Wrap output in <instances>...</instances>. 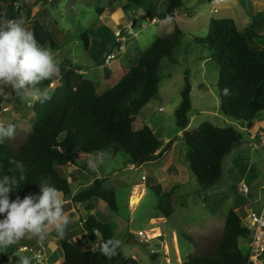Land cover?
Returning <instances> with one entry per match:
<instances>
[{
    "label": "trees",
    "instance_id": "obj_1",
    "mask_svg": "<svg viewBox=\"0 0 264 264\" xmlns=\"http://www.w3.org/2000/svg\"><path fill=\"white\" fill-rule=\"evenodd\" d=\"M161 2L164 3L162 10ZM48 3L49 0H41L40 4ZM182 4V0H125L123 9L132 11L138 7L150 16L151 21L154 18L164 21L169 16L173 19L174 12ZM33 10L25 0H0V18L24 20L31 17L29 30L34 31L36 25H40L42 30L48 32L49 39L54 41V34L40 21L33 19ZM41 12L37 11L36 14ZM263 30L264 14L253 19L243 31L238 29L232 18H211L207 35L194 39L195 44L208 50L217 66L219 108L226 118L252 122L258 114L264 113V46L258 42L264 38ZM183 36L177 26L170 33L156 36L153 43L136 58L135 64L100 95L91 80L78 73L75 66L71 67L68 60H63L57 75L37 85L42 90H49L51 82L60 78L59 86L47 90L50 99L44 103L35 100L32 131L22 138L21 130L17 128L14 139H5L0 143V179L4 176L19 177L20 173L11 161L21 162L27 168L26 179L10 193L11 198L15 199L17 195L23 198L29 193L38 195L45 179H49L63 196H70L72 186L61 168L69 163L75 164L80 154L102 153L111 149L114 153L124 152L130 157V163L138 167L153 162L163 143L147 125L135 129V116L150 99L158 96L162 80L160 66L163 60H171L181 50ZM86 37L82 36V39L87 48ZM45 42L42 39L43 45ZM100 65H104V76L108 78L110 72L105 58ZM188 75L186 70L180 92L181 102L175 111L176 126L182 131L187 148L185 159L188 168L201 189L208 191L222 180L225 158L240 145L242 134L231 125L219 127L211 122L188 129L192 109V88ZM11 95L25 111L29 98L20 99L12 90ZM4 98L1 95L0 102ZM107 180L106 177L95 176L92 184L75 194L71 201L82 204L101 199L112 211H118L115 188L108 186ZM150 188L157 196L158 218L168 219L172 215L170 198L173 188L169 191H163L160 185ZM238 208L228 210L221 234L213 241L207 254L189 255L180 264H246L240 239L250 237L251 231L243 224ZM80 222L95 247L83 251L67 239H60L57 243L64 256L61 264H140L135 258L125 256L121 247L118 255L111 260L101 254L98 241L114 239L109 223L100 221L93 214L81 216ZM23 243L37 248L30 239H25Z\"/></svg>",
    "mask_w": 264,
    "mask_h": 264
},
{
    "label": "rangeland",
    "instance_id": "obj_2",
    "mask_svg": "<svg viewBox=\"0 0 264 264\" xmlns=\"http://www.w3.org/2000/svg\"><path fill=\"white\" fill-rule=\"evenodd\" d=\"M25 1L34 9L33 19L40 21L49 32L54 34V41H51L48 32L42 30L40 25H36L33 33L37 43L42 46V39H45L46 44L43 46L49 47L60 63L63 60H70L77 69L91 68L94 71L92 80L99 82L97 89L99 95L103 93L104 88H111L120 78L122 72H117L115 67H122L125 64H128L127 68L132 67L129 61L134 65L139 54L153 43L156 36L172 32L174 26H177L184 35L181 40V50L176 52L171 60H163L160 66L162 80L159 83L158 96L150 99L135 116V129L147 125L163 143L155 161L143 164L141 168L137 165L132 167L131 159L127 154L122 151L114 153L111 149H107L101 153L103 163L99 164L96 170L87 166L88 155L79 163V175L86 181L102 174L108 179L107 185L115 188L118 214L111 216L118 217L119 224L112 222L113 236L114 239L123 242L121 250L125 256L137 258L140 264H180L177 263L178 258L174 250L177 242L181 262L189 255H205L209 252L213 241L221 234L230 208L242 207L248 203L253 204L252 208L258 210L254 202L257 199L261 201L264 197V149L249 145L248 132L254 130L251 129V123L255 127H264V113L258 114L255 122L235 121L223 116L219 108L217 66L208 50L194 42L195 38H204L207 35L211 18L231 17L237 22L240 31L250 26L253 18L249 17L244 27L238 17V13L246 15L255 10L250 0H236L235 13L228 11V1L182 0V7L175 11L171 23L161 21L152 23L150 16L138 7H134L132 11L124 10L122 4L125 0H49L47 5L40 4L41 0ZM229 2L233 3V0ZM242 3L246 7H242ZM229 6L231 7L232 4ZM104 8H107L106 11L100 14ZM163 8L164 3L161 2L160 9ZM234 8L235 6L231 7ZM213 9H217L216 13ZM111 10L123 16L114 22L110 19ZM37 11L43 12L36 14ZM141 11H143L141 18H133L132 13L138 14ZM117 13L115 18H119ZM31 19L25 17L23 20L22 26L27 30L30 28ZM134 19L137 21L132 27V33L125 32L122 25L129 20L132 24ZM116 23L121 25L117 26ZM118 30L125 38L123 42H120V38L116 35ZM262 33L264 34V30ZM85 35L87 48L82 39ZM262 41L259 39L258 42ZM115 47L119 50L118 52L115 50L117 58L109 64L113 75L105 79L101 76L103 68L100 63ZM186 70L192 88V109L189 114L191 121L188 129H195L204 122H211L219 127L231 125L242 134L240 145L225 158L222 180L215 188L208 191L201 189L196 177L188 168L185 159L187 148L176 126L175 111L181 102L180 92L184 85ZM126 71L125 69L124 73ZM53 83L52 86L55 85ZM9 87L7 86L5 93L0 94L5 97L0 102V124L5 126L14 124L16 129L21 130V136L24 138L32 131L35 123L33 111L35 100L29 98L25 103L24 111L22 106L19 107L13 100ZM75 171L76 168H70L69 165L61 168V172L70 178L73 189L82 191L86 187L80 188L73 182L72 175H75L73 174ZM87 174H91L89 175L91 177H87ZM142 176L146 178L145 181L142 180ZM142 183L146 187L145 195L135 208L131 207L134 205L128 206L138 186L134 187L133 192L127 197L128 187ZM242 184L249 188L247 194L239 192ZM157 185H160L163 191L173 188L170 198L172 215L168 219H158L160 213L156 206L157 196L150 188ZM138 192L136 195L141 197L143 191L140 187ZM63 207L65 211L71 208L70 204ZM240 209H237V212ZM89 210V207H85L84 213L90 212ZM67 216L69 221H72L70 220L72 214ZM243 221L245 222L246 219ZM156 227L161 231V235L152 232L157 229ZM140 230L147 233L149 237L147 240L138 236ZM15 254L19 263L22 257L27 256L25 252L16 251ZM31 255L28 254L32 257Z\"/></svg>",
    "mask_w": 264,
    "mask_h": 264
},
{
    "label": "clouds",
    "instance_id": "obj_3",
    "mask_svg": "<svg viewBox=\"0 0 264 264\" xmlns=\"http://www.w3.org/2000/svg\"><path fill=\"white\" fill-rule=\"evenodd\" d=\"M171 22V16L165 18L164 23ZM23 23L22 18H0V94L5 93L10 85L18 98H32L44 103L50 96L47 90H41L37 85L60 72V61L49 47L37 43L33 31L25 29ZM15 134L14 124H0V143L14 139ZM88 157L87 166L93 170L103 163L101 153H89ZM11 163L15 164L20 175L0 179V217H3L0 219V247L16 244L27 233L44 240L49 226L55 228L59 238H64L69 219L63 207V193L45 179L38 195L29 193L23 198L17 195L12 199L10 193L26 179L27 168L18 161ZM122 243L113 238L98 241L100 252L107 260L118 255ZM31 260L32 257L24 256L20 264H31Z\"/></svg>",
    "mask_w": 264,
    "mask_h": 264
},
{
    "label": "crops",
    "instance_id": "obj_4",
    "mask_svg": "<svg viewBox=\"0 0 264 264\" xmlns=\"http://www.w3.org/2000/svg\"><path fill=\"white\" fill-rule=\"evenodd\" d=\"M222 1L223 2H227L228 1L227 2V5H228L227 8H228V11L230 13H233V12L235 13V11H237V7H236L237 4H235L236 0H233V3L229 2V1H232V0H222ZM250 1L252 2L251 5H253V8L255 10L252 13L251 12L249 14L246 13V15L245 14L242 15L241 13H238L239 20L242 23L241 25H244V27H246L245 25L248 23L247 20H248L249 17L255 19V18H258L260 16V14L264 13V0H250ZM229 4H232L231 7L233 8V6H235V8L231 9ZM123 5L124 4H122V7H123ZM241 5H242V7H246V5L244 3H242ZM106 9L104 8L100 14H103L106 11ZM214 10L217 11V9H213V12H215ZM33 13H34V10H33ZM116 13L114 12V10H111V13H110L111 14L110 19H112L114 22L117 21L118 19H120L123 16L122 14H118L117 13L119 18H115L114 16L116 15ZM132 15H133V18H138L139 19L143 15V11H141V13H138V14L132 13ZM174 15H175V12H174ZM226 18H231V17H226ZM155 19H156V21L152 22V23H157L158 21H160L157 18H155ZM173 19H174V17H173ZM136 21H137V19H136ZM164 21H161V22H164ZM116 25L120 26L121 24L120 23H116ZM236 25H238L237 22H236ZM122 26H123L125 32L132 33V29H131V31L128 29L131 26V21L130 20L126 24H123ZM117 33H119V30L116 32V35H117ZM262 35L264 36V34H262ZM262 40L263 41L260 44L262 46H264V38ZM55 44L58 46V44L56 42H55ZM56 45H55V47H57ZM115 58H117V56H115L113 59L109 60V62L105 63L106 67L108 68V70L110 72V76L108 78H106L104 76V71H103L102 74H101V76H103V78L109 79L113 75V70L110 69L109 64H111V61L114 60ZM69 62H70V66L71 67L75 66L77 68V66L74 65L72 63V61L69 60ZM129 64L131 66H133V63L131 64L130 61H129ZM127 65L128 64H125L122 67H119V66L115 67V70L117 72H122V74L120 73L121 74L120 78L124 74L125 69L126 70L129 69V68H127ZM100 66H101V68H104V65H100ZM77 71L80 74H82L85 78L91 80L96 85V92H97L99 82H94V80H92V78H91L94 75V74H92V72H94V71L91 68L86 69V70H83L81 68V69H77ZM59 79L53 80L51 82V84L54 82L53 84H55V85H53V86L51 85L50 87L51 88H55L54 86H56V87L59 86L60 85ZM102 87L104 88V85ZM108 89H110V88H104L103 93L105 91H107ZM253 122H255V120ZM251 124H252L251 125V129H254L253 131H256L259 127H261V126L255 127L253 125V123H251ZM253 131L249 130V132H253ZM179 132L182 134V131H179ZM161 150H162V147H161V149L159 151H161ZM87 155L88 154H80L79 158L77 159L75 164H72V163L68 164L70 166V168H73V167L76 168L75 173H73L75 175H72V178H73V182L77 183L78 187H80V188L81 187H88L89 185L92 184L93 179H94V177H92L90 181H86L83 177H81L79 175L80 171H79L78 168H80V166H79V163H81L80 160L83 159V158H86ZM131 166L134 167L133 165H131ZM64 167H66V166H64ZM139 168H141V167H139ZM69 170H71V169H68V171ZM87 175H88L87 177H89V178L91 177V176H89L91 174H87ZM96 177L103 178L102 174H98ZM68 180H70V178H68ZM138 185H140V184H138ZM141 185H143V184H141ZM135 186L136 185L134 184V185H132V187H128L127 197H128L129 193H132L133 188ZM78 192H80V190H78V191L76 190L75 191L73 189V187H72V194L70 196H67V197L62 196V199L64 201L63 206L66 205V204H70V207H71V208H69L68 210L65 211L66 215H69V214L71 215L72 214V217H70V220H72V221H69V223L67 224V226L65 228V236L62 239H67L70 243H72L73 245L79 247L81 250L87 251V250L93 249L95 247V244L91 241L89 235L83 230L82 224L80 222V217L81 216L85 217L86 215L93 214L100 221L109 223L110 226H111V229H112V233H114V230L112 228V222H114L116 224H119V221H118V217H112L111 214L113 216H115V215L117 216L118 211H116V212L112 211L108 207L106 202L101 200V199H93V200H91L89 202L82 203V204H77L75 202L73 203L71 201V198L75 194H77ZM254 206L257 207L258 210L253 209L252 208L253 204L249 205L248 203L245 206H242V207L238 208V209L241 208L239 210V214L241 215L243 220L246 219V221H247V215L249 214L250 211H259V210H261V208H262L261 201L259 199H257V201L254 202ZM85 207H89V209H90L89 211L90 212L84 213V208ZM158 219H160V218H158ZM243 220H242V222H244ZM246 221L244 222L245 225H247V223H248ZM156 228L159 229L158 227H156ZM44 235H45V239L44 240H40L39 237L34 236V235L30 234V233H27L16 244L10 245V246H7V247H0V256L2 257L1 260H0V264H20L18 262V258L15 256L16 255L15 254L16 251L25 252L27 256H28V254L29 255L32 254L31 255L32 256L31 264H61L64 261V256H63V253L61 251V248H60L59 244L57 243V241L60 240L61 238H59L57 236L56 230H55V228L53 226H49L48 230L45 232ZM160 235H161V231H160ZM25 239L32 240L33 243H35V245L37 246V248L31 247L27 243H23V241ZM247 242H248V240L245 239V238L240 239V247L242 248V245H244V247L242 248L243 253H245ZM174 246H175L174 250L176 252L175 255L178 258L177 259L178 260L177 263H181V261L179 259L180 257H179V251H178V242H177V246H176V244ZM23 247L31 249V251L30 250H28V251L27 250H23ZM37 254H40L41 258H37ZM135 259L138 260L137 258H135Z\"/></svg>",
    "mask_w": 264,
    "mask_h": 264
},
{
    "label": "built area",
    "instance_id": "obj_5",
    "mask_svg": "<svg viewBox=\"0 0 264 264\" xmlns=\"http://www.w3.org/2000/svg\"><path fill=\"white\" fill-rule=\"evenodd\" d=\"M216 12V10H214ZM156 19L154 18L151 22H155ZM117 36L120 38V42L125 40L124 36L121 33H117ZM118 52V47H115L109 54L105 57V62H109V60L113 59L116 56V52ZM52 85V84H51ZM11 88V86H10ZM12 90V88H11ZM13 91V90H12ZM254 132V133H253ZM250 132L249 134V145L253 148L262 147L264 149V127H259L256 131ZM142 180L145 181L146 178L142 176ZM136 185L140 187V190L143 191V195L140 197L139 201L136 205L131 206L130 201L128 202V206L135 208L142 197L145 195V185ZM135 186V187H136ZM239 191L241 193L247 194L249 192V188L242 184L239 187ZM262 208L259 211H250L247 216V227L250 229L251 234L250 237L247 238V246L245 249V257H246V264H264V197L261 200ZM138 236L142 239L147 240L149 237L146 232L138 231ZM151 240V239H150ZM23 250H30L26 247H23ZM37 258H41L40 254H37Z\"/></svg>",
    "mask_w": 264,
    "mask_h": 264
},
{
    "label": "bare ground",
    "instance_id": "obj_6",
    "mask_svg": "<svg viewBox=\"0 0 264 264\" xmlns=\"http://www.w3.org/2000/svg\"><path fill=\"white\" fill-rule=\"evenodd\" d=\"M132 192H133V191H132ZM137 192H138V187H136V189L134 190V196L131 198V201H130L131 205H136L137 202H138L139 199H140V195H136ZM139 192H140V191H139ZM139 192H138V193H139ZM152 232L156 233L157 235H160V230H158V229H155V230H153Z\"/></svg>",
    "mask_w": 264,
    "mask_h": 264
},
{
    "label": "water",
    "instance_id": "obj_7",
    "mask_svg": "<svg viewBox=\"0 0 264 264\" xmlns=\"http://www.w3.org/2000/svg\"><path fill=\"white\" fill-rule=\"evenodd\" d=\"M135 24H136V19H134L133 23L131 24V26L128 29L131 31L132 27H134Z\"/></svg>",
    "mask_w": 264,
    "mask_h": 264
}]
</instances>
